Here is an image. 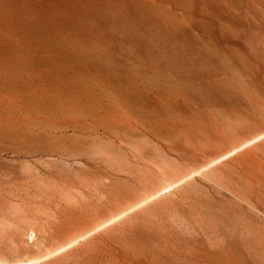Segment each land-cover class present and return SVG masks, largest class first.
I'll list each match as a JSON object with an SVG mask.
<instances>
[{
  "label": "rangeland",
  "instance_id": "obj_1",
  "mask_svg": "<svg viewBox=\"0 0 264 264\" xmlns=\"http://www.w3.org/2000/svg\"><path fill=\"white\" fill-rule=\"evenodd\" d=\"M263 130L264 0H0L1 260L264 264V137L98 227Z\"/></svg>",
  "mask_w": 264,
  "mask_h": 264
},
{
  "label": "bare ground",
  "instance_id": "obj_2",
  "mask_svg": "<svg viewBox=\"0 0 264 264\" xmlns=\"http://www.w3.org/2000/svg\"><path fill=\"white\" fill-rule=\"evenodd\" d=\"M40 1V0H39ZM48 1V0H47ZM51 1V0H50ZM56 2H58V1H56ZM38 3V2H37ZM48 3V2H47ZM85 4V3H84ZM7 101V100H6ZM40 101V99L38 98V99H36V98H33V100H32V102H39ZM36 105H39V104H36ZM35 110V111H34ZM34 110H31L30 109V107H29V109L28 108H26L25 109V112L27 113V112H29V111H34L35 112V114H33V115H27L25 118V122H28V123H32V122H35V121H37V122H39L40 121V119H42V117H44L45 119H47V118H49L48 116V113L47 112H45V111H43L39 106H34ZM23 115H25V113L23 114ZM18 118V117H17ZM42 122V121H41ZM41 127V126H40ZM43 128V127H42ZM41 129V128H40ZM264 137V130L262 131V132H258V134H256V135H254L252 138H249V139H247V140H245L244 142H242V143H240L238 146H234L232 149H230V150H228L226 153L224 152L223 154H221V155H219V156H217L216 158H214V159H212L211 161H209L208 163H205V164H203V165H201V166H199L196 170H194V171H190L189 173H187V174H182V175H179V174H177L176 176V179H173L172 181L170 180H167V181H169V182H166V184H163L161 187L159 186V188H157L156 186H155V188H157V189H155L154 187H153V190H151L152 192H150V193H146L145 192V195L143 196L144 198L143 199H141L140 201H138V202H136V204H134V205H130V207L128 208L127 207V209H122L123 211H121L120 213H117L116 215H114V216H112L110 219H106L107 221H104L103 223H101L98 227H103V226H106V225H108V224H110V223H112V222H115V221H118L119 219H121L123 216H125L128 212H131L133 209H135V208H137V207H139V206H141V205H143V204H145L146 202H148V201H150V200H152V199H154V198H156V197H159V196H161L162 194H164V193H167V192H170L172 189H174V188H177V187H179L181 184H183L186 180L188 181V180H190L191 181V179L190 178H192L193 176H195V174H197V173H200V172H203V171H205V170H207V169H211L210 167H213L217 162H219V161H222L223 159H225V158H227L229 155H231V154H233L234 152H236L237 150H239V149H241V148H245V146H247V145H249V144H252V143H256L258 140H260V139H262ZM264 139V138H263ZM161 156V155H160ZM166 158H168V157H166ZM162 162V161H161ZM217 165V164H216ZM158 167V166H157ZM176 167V166H175ZM173 169V168H172ZM159 170V169H158ZM167 171V170H166ZM170 171V170H169ZM178 171H180V170H178ZM165 172V171H164ZM156 173V172H155ZM154 173V174H155ZM179 173V172H178ZM153 174V173H152ZM166 174V173H165ZM202 174V173H201ZM200 174V175H201ZM158 175H160L159 173H158ZM157 175V176H158ZM167 175V174H166ZM178 175H179V177H178ZM203 175V174H202ZM155 177V176H154ZM162 177V176H161ZM163 177H164V175H163ZM166 177V176H165ZM170 176L168 175V178H169ZM147 179V178H146ZM152 179V178H151ZM162 181V180H161ZM141 183V182H140ZM187 183V182H186ZM153 185V184H152ZM158 185V184H157ZM141 186V185H140ZM139 186V187H140ZM187 187V186H186ZM186 187H183V188H185L186 189ZM151 189V188H150ZM190 189V188H189ZM143 190H145V189H143ZM179 190V189H178ZM196 191V190H195ZM149 192V191H148ZM190 192V191H189ZM144 194V193H143ZM188 195V194H187ZM248 195V194H247ZM250 197V196H249ZM243 198V197H242ZM247 199V198H246ZM249 199V198H248ZM259 199V198H258ZM258 202V201H257ZM128 205V204H127ZM254 207V206H253ZM255 208V207H254ZM264 210V209H263ZM262 210V211H263ZM264 213V212H263ZM130 214V213H129ZM111 216V215H110ZM131 217V216H130ZM133 217V216H132ZM124 218H126V217H124ZM89 232H91V231H89ZM126 233V232H125ZM130 233H131V231H130ZM135 233V232H134ZM133 234V233H132ZM87 234H84V235H80V237H78V238H74V239H72V240H70L69 242H67L65 245H63L62 247H60L59 249H57L54 253L56 254V253H58V252H60V251H64V249H66V248H68V247H70V246H73L74 244H76L80 239H82V238H84L85 236H86ZM89 235V234H88ZM129 235V234H128ZM134 236V235H133ZM129 237V236H128ZM132 238V237H131ZM137 238H140V237H137ZM137 238H136V240H137ZM126 239V238H125ZM135 239V238H134ZM140 240H141V238H140ZM139 239H138V241H140ZM144 240V239H143ZM149 240V239H148ZM148 240H147V242H148ZM142 241V240H141ZM144 241H146V240H144ZM105 242V241H104ZM137 241H135V243H136ZM143 245H145V243L146 242H141ZM138 244V243H137ZM147 244V243H146ZM125 245V244H124ZM142 245V246H143ZM139 246V245H138ZM141 246V245H140ZM139 246V247H140ZM147 246H148V250H149V248H150V246H149V243L147 244ZM144 247H146V246H144ZM106 250H108V249H106ZM149 252V251H148ZM53 251H50V252H48V253H46V254H43L42 256H37V257H32L31 259H25V260H19L20 258H18V257H16V258H18V260H16L15 262H12V263H9V262H7V261H5V260H1L0 259V264H38V263H41V261H45V259H48L50 256H52L53 254ZM127 253H128V251H127ZM131 253V252H130ZM145 253H146V250H145ZM150 253V252H149ZM38 254H40V253H38ZM120 254H122V253H119V255ZM3 255V254H2ZM108 255V254H107ZM111 255V254H110ZM123 256H124V254H122ZM129 256H130V254H128ZM132 255V254H131ZM152 255V254H151ZM150 255V256H151ZM148 256H149V254H148ZM150 256H149V258H150ZM112 257V256H111ZM109 258V259H112L113 261L112 262H114L115 264H126V262H123L121 259H119L118 257H115L114 255H113V258ZM115 257V258H114ZM128 257V256H127ZM135 257H137V256H135ZM2 258V257H1ZM30 258V257H29ZM146 258H148V257H146ZM128 259H129V262H130V259L132 260V258H129L128 257ZM142 259V258H141ZM145 259V258H144ZM7 260V259H6ZM106 260V259H105ZM150 260H151V258H150ZM107 261V260H106ZM109 261V260H108ZM126 261V260H125ZM134 261V260H133ZM135 261H137V259H135ZM142 260H140V262H141ZM109 262H111V261H109ZM108 262V263H109ZM132 262V261H131ZM139 262V261H138ZM145 263H146V260L144 261ZM135 263V262H134ZM137 263V262H136ZM135 263V264H136ZM142 263V262H141ZM110 264V263H109ZM138 264V263H137Z\"/></svg>",
  "mask_w": 264,
  "mask_h": 264
}]
</instances>
